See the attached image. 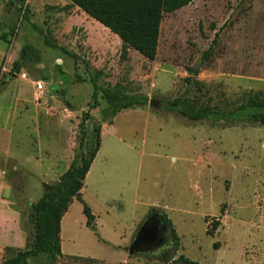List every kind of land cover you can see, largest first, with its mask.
<instances>
[{"label": "rangeland", "instance_id": "rangeland-1", "mask_svg": "<svg viewBox=\"0 0 264 264\" xmlns=\"http://www.w3.org/2000/svg\"><path fill=\"white\" fill-rule=\"evenodd\" d=\"M18 6L26 19L0 0V264L29 246L31 204L86 152L98 125L100 147L80 192L92 230L73 199L61 257L28 264H165L127 253L152 210L179 237L174 259L264 264V126L193 121L168 105L185 97L227 111L243 95L264 94V0H192L164 14L153 61L133 49L123 56L119 38L67 0ZM26 45L39 58L14 73ZM95 77L98 87L120 86L148 104L104 122Z\"/></svg>", "mask_w": 264, "mask_h": 264}, {"label": "trees", "instance_id": "trees-1", "mask_svg": "<svg viewBox=\"0 0 264 264\" xmlns=\"http://www.w3.org/2000/svg\"><path fill=\"white\" fill-rule=\"evenodd\" d=\"M26 0H8V5L18 8L22 19H26V9L18 6ZM70 4L88 17L92 18L111 33L116 35L122 44V54L128 49H133L147 60L153 61L157 54L160 25L164 14L174 13L187 5L192 0H67ZM218 33L209 48L204 52L202 60L209 59L213 51ZM46 46L58 49L50 40L45 39ZM64 51V49H61ZM66 52V51H64ZM38 51L30 45L22 48L19 60L13 63L12 70L19 73L26 62L38 60ZM77 59V57H75ZM187 83L191 80L186 79ZM93 87L92 99L96 98L99 91L104 102V122L111 124V118L117 113L136 107H145L148 98L143 94H128L122 87L115 86L112 89L98 87L96 77L91 79ZM173 111H177L184 117L193 121L210 120L214 123L229 125L259 123L264 126V94L248 93L243 95L235 106L223 111L210 109L208 106L195 108L185 97H179L168 102ZM96 106V104H95ZM98 106V105H97ZM83 126L81 124V131ZM93 142L86 148V152L73 160L69 168L53 184H43L42 196L30 206L28 219L32 224L33 233L29 246L17 252L2 264H28V259L39 254H44L49 260L55 261L61 257L60 231L61 220L67 212L69 205L76 199L83 205L82 212L85 215V226L92 230L94 216L90 208L81 199V190L90 166L100 147V126H95L92 131ZM82 147V144L80 145ZM152 214H158L161 222L166 226L172 239V243L162 248L156 258L165 264H198L184 257L174 259L179 248V237L176 235L167 216L156 210ZM216 229V224L207 231L209 235Z\"/></svg>", "mask_w": 264, "mask_h": 264}, {"label": "water", "instance_id": "water-1", "mask_svg": "<svg viewBox=\"0 0 264 264\" xmlns=\"http://www.w3.org/2000/svg\"><path fill=\"white\" fill-rule=\"evenodd\" d=\"M171 235L161 222L158 214H151L140 225L130 245L128 255L136 256L143 253L156 255L162 248L170 244Z\"/></svg>", "mask_w": 264, "mask_h": 264}, {"label": "flooded vegetation", "instance_id": "flooded-vegetation-1", "mask_svg": "<svg viewBox=\"0 0 264 264\" xmlns=\"http://www.w3.org/2000/svg\"><path fill=\"white\" fill-rule=\"evenodd\" d=\"M170 243H172V239L170 238Z\"/></svg>", "mask_w": 264, "mask_h": 264}, {"label": "crops", "instance_id": "crops-1", "mask_svg": "<svg viewBox=\"0 0 264 264\" xmlns=\"http://www.w3.org/2000/svg\"><path fill=\"white\" fill-rule=\"evenodd\" d=\"M96 157V156H95ZM92 165V164H91Z\"/></svg>", "mask_w": 264, "mask_h": 264}]
</instances>
